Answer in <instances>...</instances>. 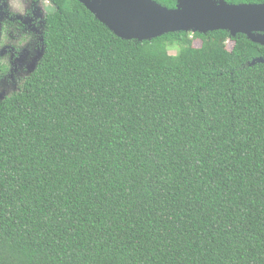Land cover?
<instances>
[{"label":"trees","instance_id":"trees-1","mask_svg":"<svg viewBox=\"0 0 264 264\" xmlns=\"http://www.w3.org/2000/svg\"><path fill=\"white\" fill-rule=\"evenodd\" d=\"M53 1L0 100V264H264V45L123 39Z\"/></svg>","mask_w":264,"mask_h":264},{"label":"water","instance_id":"water-1","mask_svg":"<svg viewBox=\"0 0 264 264\" xmlns=\"http://www.w3.org/2000/svg\"><path fill=\"white\" fill-rule=\"evenodd\" d=\"M78 1L123 39L144 41L174 32L225 30L264 45V3L175 0L176 6L169 8L156 0ZM257 63H264V57L254 59L251 65Z\"/></svg>","mask_w":264,"mask_h":264},{"label":"clouds","instance_id":"clouds-1","mask_svg":"<svg viewBox=\"0 0 264 264\" xmlns=\"http://www.w3.org/2000/svg\"><path fill=\"white\" fill-rule=\"evenodd\" d=\"M31 3L32 0H0V50L11 47L19 53L31 42L33 33L24 23L25 19H32L35 15L29 6ZM37 3L48 18L52 11L50 0H37ZM37 24L38 19L33 20V25ZM9 68L10 55L5 52L0 56V84H11V78L6 77ZM26 78L17 80L15 90L8 86L0 88V92L11 94L18 91Z\"/></svg>","mask_w":264,"mask_h":264},{"label":"rangeland","instance_id":"rangeland-1","mask_svg":"<svg viewBox=\"0 0 264 264\" xmlns=\"http://www.w3.org/2000/svg\"><path fill=\"white\" fill-rule=\"evenodd\" d=\"M37 11L39 14L40 12L41 14H43V10L39 6H38ZM27 22L28 24L33 23V21L30 23L29 20H27ZM36 26H37V31L34 30L35 28L34 25L31 26V32L33 33L31 42L23 50L17 53L18 57L16 59V63H17L16 68H14V71L11 72L10 74L6 73V77L11 78V84L10 85L0 84V88H6L10 86L13 88V90H15L17 80L27 77L32 72V70L35 68L36 64L38 63L43 53V47L41 45L42 34H41L40 24L38 23ZM194 44L195 46H200L201 40L195 39ZM228 47L229 48L233 47L232 41L228 42ZM169 52L171 54H176L178 52V47L176 45L170 46ZM8 54L10 55V53ZM8 95L10 94H8L7 91L0 92V100H2L4 97Z\"/></svg>","mask_w":264,"mask_h":264},{"label":"flooded vegetation","instance_id":"flooded-vegetation-1","mask_svg":"<svg viewBox=\"0 0 264 264\" xmlns=\"http://www.w3.org/2000/svg\"><path fill=\"white\" fill-rule=\"evenodd\" d=\"M50 3H51V6H52V9H54V8L57 7V5L55 4V2L53 0H50ZM37 4H38L37 3V0H32V3L29 6H30V8L34 9L35 15H34V17H33L32 20L31 19H25L24 20V23L31 30V26L33 25V23L32 24H28L27 20H29L30 23H31L33 20L38 19V23L40 24V29H41V34H42L41 45L43 47V34H44L45 28H46V16H45L44 11H43V14H41L40 11H39L40 14L38 13V11H37L38 10ZM34 30L37 31V26L36 25H35ZM0 51L3 52V53H0V56H3L5 54V52L10 53V68L8 70V73H7V74H10L11 72L14 71V68H16V65H17L16 59L18 57V54L11 47H8V48H6L4 50H0Z\"/></svg>","mask_w":264,"mask_h":264}]
</instances>
